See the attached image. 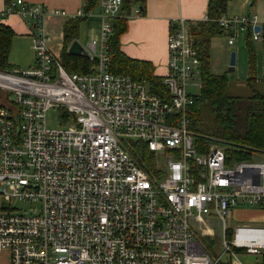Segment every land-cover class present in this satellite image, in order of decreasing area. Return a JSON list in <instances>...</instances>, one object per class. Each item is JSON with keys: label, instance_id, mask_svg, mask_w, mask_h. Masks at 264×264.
Segmentation results:
<instances>
[{"label": "built area", "instance_id": "built-area-1", "mask_svg": "<svg viewBox=\"0 0 264 264\" xmlns=\"http://www.w3.org/2000/svg\"><path fill=\"white\" fill-rule=\"evenodd\" d=\"M123 1L100 0L99 38L84 46L96 64L83 74L61 63L47 23L94 11L69 14L25 0L0 9V20L17 13L33 26L35 51L32 68L0 70V96L12 98L11 107L0 104V199L10 203L7 212L0 205V250L11 264H244L232 246L261 254L264 227L238 226L229 241L226 217L240 207L264 209V160L228 157L215 137L203 136L208 147L196 142L191 88L201 91L202 64L194 22H172L168 93L112 71L110 38ZM257 19L217 21L233 44L235 29ZM51 109L59 128L48 125ZM139 140L154 156L150 170L134 154ZM213 218L224 226L220 254L204 240L211 228L203 224Z\"/></svg>", "mask_w": 264, "mask_h": 264}, {"label": "trees", "instance_id": "trees-1", "mask_svg": "<svg viewBox=\"0 0 264 264\" xmlns=\"http://www.w3.org/2000/svg\"><path fill=\"white\" fill-rule=\"evenodd\" d=\"M146 1H123L121 15L115 20L114 33L110 38L111 69L117 73L129 74L136 80L145 79L153 92L166 94L168 89L163 79L155 75L153 64L149 61L131 59L120 48L121 36L128 29V19L133 6L137 3L141 4V13L145 9ZM228 1L210 0L209 19L192 25L195 45L202 64V88L190 110L192 120L190 128L199 134L200 137L196 138L199 146L208 147L210 143V140L203 136L215 137L226 145L228 157L251 160L264 150V94L257 81L254 47L250 42L248 43L249 77L246 80L247 90L244 94L232 92L228 73H218L213 69L212 39L224 35L223 28L217 20L226 15ZM99 3L100 0H85L83 9L85 12L94 11ZM87 18L85 16L69 18L64 24L63 47L59 59L70 73H90L96 64L86 55L69 52V46L79 37L82 22ZM252 28L250 25V34ZM14 36L15 32L9 26L0 23V70L2 71L12 69L9 57ZM206 110L213 114L215 127L203 122ZM132 145L134 154L142 165L149 170L153 168L155 159L147 145L140 140L132 142Z\"/></svg>", "mask_w": 264, "mask_h": 264}, {"label": "crops", "instance_id": "crops-1", "mask_svg": "<svg viewBox=\"0 0 264 264\" xmlns=\"http://www.w3.org/2000/svg\"><path fill=\"white\" fill-rule=\"evenodd\" d=\"M10 1L11 0H0V9L6 6ZM25 1L29 3H42L51 9L65 10L69 14L76 13L85 5V0ZM209 2L210 0H147L145 9L141 13V4H135L129 15L128 29L121 36V51L131 59L151 62L154 66L155 75L163 79L169 71L168 37L173 20L184 17L188 19L190 23L203 21L205 15L208 14ZM100 10L101 6L99 3V6L94 10V14L82 22L80 27L81 31L89 32L92 30L93 33V31L97 30V32H95L96 36L94 37L99 36L101 27ZM246 15H256L258 18L257 23H252V25L247 24L243 28L239 27L235 29V42L233 44L228 43L225 34L214 37L212 39V53L214 48H216L215 51L218 50L220 52L221 60H219L217 64L220 65V68L223 67V69L228 65V70L225 72L228 73L231 79V87L241 92L245 90L246 80L249 77L248 43L250 42L256 54L258 85L261 87L264 94V0L228 1L226 16L243 17ZM89 18L95 20L89 21ZM68 19L69 17L66 16H51L47 23L48 31H50V27L56 26V28L61 29L63 36L64 24ZM0 23L9 26L15 32L9 57L12 69L23 70L32 68L35 65L33 26L17 13L10 14L5 19L0 20ZM250 25L253 27V35L249 33ZM257 25L260 29L258 32L259 37L256 39L255 26ZM62 47L63 42L60 47L61 50ZM61 50L58 53L55 52L58 57ZM233 50L237 53V64L235 70L230 72V54ZM213 68H215V60L213 61ZM10 101H12L10 94L5 92L1 94V105L11 107L12 103H10ZM243 208L247 209L242 211H238V209L233 210V216L237 215L241 220L259 224L256 227H264V209L257 207ZM242 261L244 264H264V250L261 254L251 256L250 259ZM0 264H11L10 252L8 250H0Z\"/></svg>", "mask_w": 264, "mask_h": 264}, {"label": "rangeland", "instance_id": "rangeland-1", "mask_svg": "<svg viewBox=\"0 0 264 264\" xmlns=\"http://www.w3.org/2000/svg\"><path fill=\"white\" fill-rule=\"evenodd\" d=\"M93 18H95V17H93ZM89 19H90L89 21L95 20L92 18H89ZM206 20L207 19H205V18L203 19V21H206ZM95 32H97V30L93 31V33H92V30L89 32H86V31L84 32V31L80 30V35H79L78 39H79L81 45H83V47L87 43L92 41L93 39L99 38L98 35H97L98 37H94V36H96ZM49 33L52 34V36H53V41L51 43V47L54 50V52L58 53L61 50L60 47H61V44L63 42L62 31L60 28H56V26H52V27H50ZM215 50H216V48L213 49V54H214L213 61L215 60V68H213V69L218 73H223V72L228 70V65L225 69H223V67L220 68V65L217 63H219V60H221V54L218 50L217 51H215ZM191 89L196 94L200 93L199 88L192 87ZM246 90L247 89L245 88V90L240 92V91L232 89V92L244 94ZM58 116H59L58 110L51 109L48 111L47 122H48V125L50 127L59 128L60 123H59ZM203 122L206 125H211L212 127H215L213 114L209 110L205 111ZM262 151L263 152H259L258 154H256L254 156V158H257L259 160H264V154H262V153H264V150H262ZM160 158H161V160H163L162 155L160 156ZM12 203L14 204L15 207H18V208H23V209L29 208V205L27 203L22 202V201L15 200ZM0 205H3V210L1 212H7L9 210V207H10L9 202L0 199ZM246 209L247 208L240 207V208H238V211H242V210H246ZM203 225L211 228V232L204 237L205 242L208 244L210 249L215 254H220L223 250V240H224V236H225L223 223L221 221L213 218L212 223L209 222V224H208V222H207V223H204ZM242 225L258 226L259 224L254 223V222H247L245 220H241L240 217H238L237 215L233 216L232 213L226 217V228H228L227 229L228 230L227 239L229 241H231L234 238V233L236 231V228L238 226H242ZM232 249L238 253V255L241 257L242 260H245V261L250 259L251 256H257L258 255V254L251 255V254L247 253L245 249H238V248H235L234 246H232ZM228 255H226L224 257V259H226L228 257Z\"/></svg>", "mask_w": 264, "mask_h": 264}, {"label": "water", "instance_id": "water-1", "mask_svg": "<svg viewBox=\"0 0 264 264\" xmlns=\"http://www.w3.org/2000/svg\"><path fill=\"white\" fill-rule=\"evenodd\" d=\"M259 26H255V32H259ZM69 52L75 53V54H82L86 55L87 51L83 45H81L80 41L78 39H75L70 47H69ZM237 64V53L235 50H233L230 54V62H229V71L233 72L236 68Z\"/></svg>", "mask_w": 264, "mask_h": 264}]
</instances>
